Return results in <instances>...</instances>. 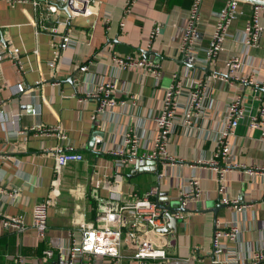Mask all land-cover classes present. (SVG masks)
Listing matches in <instances>:
<instances>
[{
	"label": "crops",
	"instance_id": "0c3cea01",
	"mask_svg": "<svg viewBox=\"0 0 264 264\" xmlns=\"http://www.w3.org/2000/svg\"><path fill=\"white\" fill-rule=\"evenodd\" d=\"M195 1L135 0L125 12V0H95L88 24L83 16H68L62 7L51 13L44 4L36 11L29 2L11 6L0 0L5 52L16 49L19 60L18 68L7 58L0 64V215L21 217L25 226L21 234L0 227V264H17V257L23 264H58L44 263L38 247L57 249L69 234L78 236L80 224L92 223L99 211L109 207L118 212L129 195L143 198L151 188L156 190L148 197L151 203L168 205L183 215L176 231L156 232L155 241L168 254L164 264H211L216 222L222 229L236 224L239 230L234 240H220L225 251L219 258L248 264L255 251L264 249V176L245 172L264 165V142L260 132L250 127L251 118L264 105V89L254 86L264 80V31L256 48L244 45L242 30L253 5L238 1L242 14L231 23L222 50L212 61L206 60L216 14L228 0H199L195 44L181 53L179 44ZM155 25L160 26L159 34L149 42ZM54 27L61 31L52 33ZM65 34L72 44L55 56V43ZM128 54L157 64L160 76L119 69L113 59ZM231 58H237L240 66L228 74L226 63ZM82 66L86 69L80 70ZM175 74L182 80L180 111L188 104L193 85L205 83L204 113L191 117L190 124H184L180 112L175 116L165 150L167 161L154 160L153 166L145 165L135 175L131 174L139 170L135 164L115 170L110 152L121 147L126 131L138 136L137 155L151 151L157 131L154 118ZM109 82L125 105L93 120L98 99L84 97ZM17 84L23 86L22 92L16 91ZM236 97L242 102V117L229 138L228 161L239 168L226 173L219 192L216 172L198 162L225 165L215 157V138L227 105ZM38 127L56 129L58 135L31 131ZM68 147L82 160L55 172L49 150ZM104 178L110 185L118 180L122 201L110 196L102 185ZM192 178L199 182L201 197L182 208L179 192ZM13 191L16 198L9 194ZM48 197L52 205L47 210L46 237L40 241L32 211ZM223 199L236 201L242 209L225 205ZM163 220V228L171 225ZM143 227L139 225L137 233ZM95 264L111 263L99 258ZM121 264L136 262L124 259Z\"/></svg>",
	"mask_w": 264,
	"mask_h": 264
},
{
	"label": "built area",
	"instance_id": "2783aa9c",
	"mask_svg": "<svg viewBox=\"0 0 264 264\" xmlns=\"http://www.w3.org/2000/svg\"><path fill=\"white\" fill-rule=\"evenodd\" d=\"M11 6L23 3H31L37 11L41 5H45L47 11L55 13L59 7L67 11L68 16L85 17L86 23L89 24L88 18L94 14L92 4L95 0H5ZM264 2V0H257ZM135 0H125V12H128ZM199 0H196L190 10L187 25L179 44V51L186 53L192 49L197 37L198 26V11ZM242 12L238 6V1L228 0L226 5L216 14L215 24L211 33L210 45L206 50V60L212 61L217 54L222 50L223 43L228 37V30L231 23ZM123 27V24H120ZM61 30L59 27H54L51 32L58 34ZM160 26L155 25L151 31L149 42L159 34ZM264 31V6L255 4L252 7L249 20L246 22L242 30V39L245 46L256 48L260 34ZM59 42L54 46L55 56L67 49L72 40L68 35H61ZM5 46L0 44V64L4 59H9L14 66H19L18 51L16 49H8L5 52ZM113 62L121 70L138 69L145 74H149L155 78L160 76L159 66L146 57L125 55L118 56L113 59ZM240 66V61L237 58H231L226 63V69L230 74L234 69ZM85 66L80 67V70H85ZM257 88L264 89V80L257 82L254 85ZM261 86V87H258ZM17 92L23 91V86L17 84L15 87ZM182 80L175 74L173 75L172 83L165 89L163 99L161 102V109L158 115L154 118L156 126V133L152 140L151 151L144 152V154L137 155L138 136L135 132L128 130L122 137L121 147L113 150L110 154L114 158L113 167L115 170H120L131 164H136L143 160H163L167 161L165 153L166 146L170 135L174 129V118L180 112L184 124H190L191 117L196 114H203L205 110L204 96L206 92L205 83L203 81L197 82L193 85L189 93L188 104L180 111L178 98L182 95ZM97 98L98 107L92 119L95 120L99 115L111 110L116 106H124L125 102L117 100L115 96V85L112 82L101 84L96 87L93 94L85 95V99ZM133 101V97H128ZM241 99L236 97L226 107V115L221 128L215 138L217 150L215 153L216 159L222 160L225 165L219 167L214 160L198 162L199 165L211 168L217 174L219 182L218 191L222 192L224 189V179L226 173L232 169H238L237 164L229 163L230 144L229 138L233 135V131L238 125L239 119L242 117ZM183 108V106H182ZM250 127L255 128L260 132V141L264 142V105L259 107L257 115L253 116L250 121ZM33 133L39 132L40 135L53 136L58 135L56 129L47 128H31ZM61 138H64L60 134ZM50 155L54 160V170L58 172L70 163L80 162L82 155L75 152L73 148H66L65 150L53 149L49 150ZM173 162V161H172ZM248 175L257 174L264 176V165L251 166L245 168ZM118 176V175H117ZM103 186L110 192L112 198L123 199L119 195L117 189L119 187L118 180L115 179V184L110 185L108 180L104 178ZM107 181V182H106ZM98 186V182L95 183ZM12 198H16L18 193L13 191L9 193ZM156 194V190L150 189L145 193L143 198H136L134 195H129L126 201L123 202L118 209V212H113L109 207L96 213L95 219L90 224H80L79 234H69L64 245L57 249L46 248L42 251V261L49 263L56 261L58 264H95L99 258L107 259L111 264H121L126 260L135 261L136 264H164L168 258L163 246L158 245L155 241L156 232L163 228L164 220L162 217V210L158 205H154L149 201L148 197ZM201 197V189L196 178L188 181L187 185L179 192L178 199L181 207H185L189 202L198 200ZM222 202L231 206L237 211L242 208L237 205L236 201H228L223 199ZM52 205L50 197L44 199L42 202L36 204L32 211V226L36 238L44 241L47 231V210ZM120 212L131 216V219L122 218ZM176 220H182L183 215L180 211L174 215ZM139 225H143L141 232ZM0 227L2 229H9L15 233L21 234L25 230V226L21 217L1 216ZM239 230L236 224L228 225L221 228L216 222L215 230L211 239L212 259L211 264H234L231 259L219 258L224 253V247L220 240L225 238L227 240H234ZM125 233V235H123ZM228 254L227 256H230ZM17 264H23L21 258H16ZM248 264H264V249L255 251Z\"/></svg>",
	"mask_w": 264,
	"mask_h": 264
},
{
	"label": "water",
	"instance_id": "95a60500",
	"mask_svg": "<svg viewBox=\"0 0 264 264\" xmlns=\"http://www.w3.org/2000/svg\"><path fill=\"white\" fill-rule=\"evenodd\" d=\"M235 1H241V2H249L251 3L252 5H255V4H258V5H262L264 6V2H261V1H257V0H235ZM0 44H3L5 45V42H4V39L2 38V35L0 33ZM155 164V161H150V160H143L141 162H137L135 165H134V168L136 169H139V170H134L131 172V174L135 175V174H140L141 172V168L144 167L145 165H148V166H153ZM103 201V200H101ZM161 202V201H160ZM158 206H160L161 210L163 211L162 212V217L161 219H163L164 217L167 219L168 223H170L171 225L170 226H167L163 229H160L158 230L160 233H165L169 230L171 231H176V226H177V220L174 218V214L180 210H174L172 207L170 206H165L158 203L157 204Z\"/></svg>",
	"mask_w": 264,
	"mask_h": 264
},
{
	"label": "trees",
	"instance_id": "16d2710c",
	"mask_svg": "<svg viewBox=\"0 0 264 264\" xmlns=\"http://www.w3.org/2000/svg\"><path fill=\"white\" fill-rule=\"evenodd\" d=\"M43 245H44V244H43ZM43 245H40V246L38 247V250H40V251L42 250V251H43L44 249H46V246H43Z\"/></svg>",
	"mask_w": 264,
	"mask_h": 264
}]
</instances>
